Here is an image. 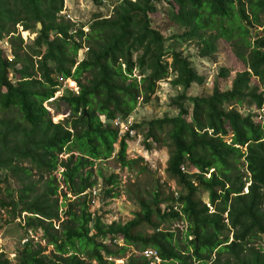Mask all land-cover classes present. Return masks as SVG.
Segmentation results:
<instances>
[{"label":"trees","instance_id":"16d2710c","mask_svg":"<svg viewBox=\"0 0 264 264\" xmlns=\"http://www.w3.org/2000/svg\"><path fill=\"white\" fill-rule=\"evenodd\" d=\"M63 1L0 0V40L11 56L9 61L0 47V109L19 113L17 120L0 119V209L9 208L12 220L25 213L24 227L18 224L24 237L38 232L44 242L29 239L20 245L15 264H115L128 246L154 249L163 264H264V245L253 246L264 239V92L251 79L264 86V0H122L108 18L94 14L85 24L87 32L64 19ZM104 1L92 0L97 6ZM162 2L168 19L184 30L170 39L196 42L199 57L212 56L219 39L231 44L245 70L236 73L228 90L214 86L208 96L188 95L204 79L188 56L167 48L169 38L152 27ZM17 25L35 34L27 47ZM250 27L260 31L252 36ZM83 47L87 51L76 63ZM227 74L220 70L221 76ZM169 75L171 86L181 90L170 103L177 115L144 123L143 145L146 150L165 145V171L183 191L177 198H161L157 191L148 200L138 197L139 210L131 220L105 224L97 210H90L89 190L97 187L94 164L110 159L116 144L114 159L120 167L141 161L127 158L130 137L126 133L118 139L112 121L129 116L139 96L148 103L156 84ZM66 79L79 91L61 94L58 99L69 116L54 123L44 103ZM259 116L263 120L254 122ZM139 127L130 129L134 133ZM96 176L101 177L99 170ZM9 178L20 185L16 196L1 186ZM103 180L98 198L104 203L117 197L118 179L110 175ZM59 181L66 192H59ZM199 191L206 193L205 200ZM183 217L188 227L181 248L174 233L160 227ZM143 226L151 232H142ZM119 237L125 246L114 249L110 243ZM130 256L121 264H145ZM0 264H11L5 253H0Z\"/></svg>","mask_w":264,"mask_h":264},{"label":"rangeland","instance_id":"374dc122","mask_svg":"<svg viewBox=\"0 0 264 264\" xmlns=\"http://www.w3.org/2000/svg\"><path fill=\"white\" fill-rule=\"evenodd\" d=\"M120 2H122V0H106V2L104 1L100 6H97L92 2V0H64L61 15L64 16L65 20L75 22L78 25L82 24V28L88 31V26L85 24H88L92 20L94 14H101L102 17L104 16L105 18H108L109 16H111L113 6ZM261 21L264 22V14L261 16ZM151 22L153 28L163 32L167 36V38H169V40L165 43V46L167 48H171V50L182 51L185 56H188L189 62L194 67L197 74L203 77V84H194L191 86L188 91L189 96H208L211 94L214 86H218V88L223 91L228 90L236 73L245 70V66L235 57L231 44L222 39H219L216 42L215 53L207 58L199 57L196 42L190 41L180 43L177 39H170L169 36L180 35L184 30L173 24L168 19L167 4L163 2L158 4L157 12L152 16ZM256 31H260V28L256 30L250 27L252 36ZM0 42V47L2 48V50H4V52L8 54V46L3 43L2 40H0ZM28 45L29 43L25 44V47H27ZM83 54L84 51L82 49L77 55L76 63L83 59ZM8 56H10V54H8ZM222 69H224L228 73L226 77L220 75V70ZM135 75H137V71H135ZM136 77L138 81L140 77ZM172 78L173 75H169V78L161 80L156 84L155 91L151 95L148 103H144L143 97L139 96L136 100L135 108L130 113V115L127 116L128 120H131L132 124L140 125V127L135 130L134 133H132L133 137L129 138L126 141L127 158L132 161L141 160L139 161L138 166H131V168L120 167V165L114 159V155L118 150V146L116 144L115 152H113L112 157L108 160L96 162L92 168L93 177H95L97 181V187L90 189L89 192L91 194L92 191L97 192V198L101 189L103 188V178H107L110 175H115L118 179V186L115 189L117 192V197L112 201H107L108 203L105 200H102L104 201V203L106 202L105 204L103 202H100L99 198L94 199L95 202L93 204V207H91L90 209L91 211L97 210V214L102 216V220L105 224H109L113 220H115V222L119 221L124 224L128 220H131L133 218V213L138 212L139 210V207L135 200L138 197L148 200L152 198V192L157 191L161 194V198L172 195L174 198H177V194L183 191V189L178 186L175 180L168 177L165 171L166 163L168 160V150L165 145H153L154 147H152L151 150H146L143 145L144 133L146 131L144 123L156 118H163L165 116L174 117L177 115V110L172 107L170 103L171 99L174 96L178 95L181 90L179 88H174L171 86L169 81ZM251 79L253 81L252 86H257L259 90L264 92V86L261 85L254 77H252ZM69 83L72 84V80ZM66 89H68L69 91H74L68 85L62 84L59 90L55 93L54 97L50 99L48 103H44V106L46 110L49 111L52 122L54 123L62 121L69 116L68 107L58 99ZM187 107L190 108L191 104L188 103ZM243 108L237 109L240 110V113H242V115H245L246 111ZM252 112L255 113L256 110H253ZM4 118L17 120L19 119V113L16 109H0V119ZM259 119V117L255 118L254 122H259ZM164 132L160 133L161 137H164ZM120 137L121 136H118V139H120ZM74 155H76L75 152ZM67 156V154H62L59 157L64 159ZM141 166L145 167L146 169L142 173L138 171V168ZM239 168L241 172H245V167L242 165V161L239 164ZM181 169L183 170V168ZM97 170L100 171L101 177L96 176ZM59 172H61V170ZM191 173H194V171H189V174ZM55 176L57 178H60L59 173H55ZM2 177L3 174L0 175L1 179ZM191 177L194 176L191 175ZM34 179L36 180L37 177L35 176ZM192 180L194 184H196V182L194 181L195 178H192ZM58 185L59 192L61 190L66 192L64 186L60 181L58 182ZM1 186L8 187L12 191H14V196H16V191L20 189V185L13 178L7 179L6 183H3ZM37 186L40 187V184H38ZM246 186H248V184H246ZM127 190L131 192L130 198L127 194ZM245 192L246 191L244 189V193ZM66 196L68 198H71L70 201H73L75 199L69 194H66ZM58 198V204H61L62 197L59 196ZM199 198L205 200L206 193L204 191H199ZM169 204V202L163 203V205H161V208L164 209ZM175 206L178 205L175 204ZM212 209V207H209V212H212ZM64 210L65 208H61L59 210V213H61V211L63 212ZM8 212L9 208L4 210L0 209V248L6 255H14L20 248V239H22L26 235L24 229L18 226V224L20 223L24 227L25 215L23 216L24 213H22L19 218H15L14 220H12V217ZM55 225L57 226L56 228H58V224L55 223ZM187 227L188 224L183 217L180 221L178 220L167 223L164 222L161 225L160 229L171 231L172 233H174L175 240L179 241V245L182 248L184 245V242L182 241L184 237L183 234L184 232H186ZM140 230L145 233L151 232V230L145 226L141 227ZM32 234L35 238V242L40 241V234L38 232L36 233V235L32 232L27 233L28 236ZM33 236H30V238H33ZM190 238L191 237H189L188 240ZM119 239H122V242L120 243V246H115V248H121L125 246L124 239ZM259 244L264 245V239L256 241L253 246L256 247ZM49 250L50 247L47 249V252ZM137 251L138 250L134 247L128 246L124 257L121 259L126 260L130 255L136 256L133 254Z\"/></svg>","mask_w":264,"mask_h":264},{"label":"built area","instance_id":"2783aa9c","mask_svg":"<svg viewBox=\"0 0 264 264\" xmlns=\"http://www.w3.org/2000/svg\"><path fill=\"white\" fill-rule=\"evenodd\" d=\"M16 28H17V33L21 36V38L23 39L25 44L29 43L30 41H32L34 39L35 34H33V33L30 34L28 31L22 30V27H20L19 25H17ZM82 30L84 32H87V30H85L83 28H82ZM2 42L5 43L8 46L6 41L2 40ZM83 51L85 53L87 51V48L83 47ZM7 58H8L9 61L11 60L10 56H8ZM61 81H62L63 85H68L71 89H73L75 91V92L74 91H72V92H74L76 94L78 93L79 89H78L76 83L73 80H72V82H73L72 84L69 83L71 81V79H66V80H61ZM260 111L261 112L264 111V106L261 108ZM259 118L262 119L261 116H259ZM262 123H264V121H262ZM112 126L115 129H117L118 136L122 137L126 133H128L129 137H133V135H132L133 131L130 129V127L132 126V123H131V120H128V117H126V118H120V117L116 118L115 120L112 121ZM96 194H97V192L92 191L91 198H90V204L92 206H93V204L95 202L94 199H97ZM112 200L113 199H111V201ZM24 215H25V213L23 214V216ZM23 216H22V218H23ZM56 227L57 226L55 225V228ZM34 234L36 235V233H34ZM30 236L32 237L33 234L22 238L21 241H20V245L25 244L26 242H28L29 239H33V240L35 239L34 236H33V238H30ZM119 238H121V237H119ZM119 238H117V239H119ZM117 239L111 241V243H110V245L114 249H115V246H120V243L122 242L121 241L122 239H119V240H117ZM36 242L40 243L41 245H44V242L41 241V240L40 241H36ZM0 253H3L1 248H0ZM133 255H136L135 257L142 258L144 260L145 264H163V262H164V260L160 257V255L154 249H151V248H145V249H142V250H138L137 252H134ZM8 259L11 262V264H14L15 254L14 255L9 254L8 255ZM122 261L123 260H115V264H121Z\"/></svg>","mask_w":264,"mask_h":264},{"label":"clouds","instance_id":"9594fccd","mask_svg":"<svg viewBox=\"0 0 264 264\" xmlns=\"http://www.w3.org/2000/svg\"><path fill=\"white\" fill-rule=\"evenodd\" d=\"M122 138V137H121ZM131 138V137H130ZM245 191H246V189H245ZM176 194V193H175ZM116 198V197H115ZM112 199H114V198H112ZM109 201H111V199L109 200ZM90 203V202H89ZM206 207L209 209V207H211L210 205L208 206V204L206 205ZM212 212H213V210H212ZM212 212H209V213H212ZM113 221H115V220H113ZM117 222V221H116ZM111 223V222H110ZM117 260H122V259H117ZM114 262H115V260H114ZM123 262V261H122Z\"/></svg>","mask_w":264,"mask_h":264},{"label":"water","instance_id":"95a60500","mask_svg":"<svg viewBox=\"0 0 264 264\" xmlns=\"http://www.w3.org/2000/svg\"><path fill=\"white\" fill-rule=\"evenodd\" d=\"M40 28H41V25L38 23V24H37V29L40 30ZM152 208H153V207H152Z\"/></svg>","mask_w":264,"mask_h":264}]
</instances>
